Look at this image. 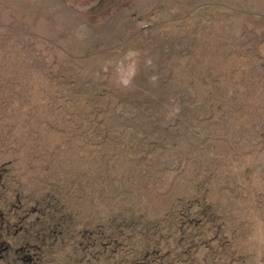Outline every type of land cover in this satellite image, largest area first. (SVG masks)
<instances>
[{"label": "rangeland", "instance_id": "obj_1", "mask_svg": "<svg viewBox=\"0 0 264 264\" xmlns=\"http://www.w3.org/2000/svg\"><path fill=\"white\" fill-rule=\"evenodd\" d=\"M0 264H264V0H0Z\"/></svg>", "mask_w": 264, "mask_h": 264}]
</instances>
